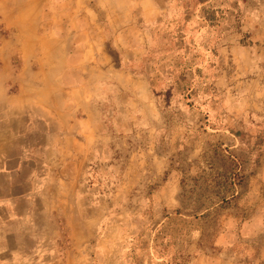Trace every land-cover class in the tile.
<instances>
[{"label": "rangeland", "instance_id": "obj_1", "mask_svg": "<svg viewBox=\"0 0 264 264\" xmlns=\"http://www.w3.org/2000/svg\"><path fill=\"white\" fill-rule=\"evenodd\" d=\"M0 264H264V0H0Z\"/></svg>", "mask_w": 264, "mask_h": 264}]
</instances>
